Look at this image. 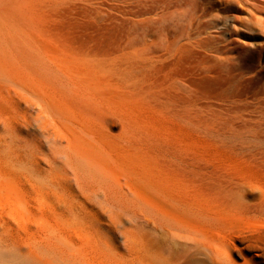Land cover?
<instances>
[{
    "label": "bare ground",
    "instance_id": "6f19581e",
    "mask_svg": "<svg viewBox=\"0 0 264 264\" xmlns=\"http://www.w3.org/2000/svg\"><path fill=\"white\" fill-rule=\"evenodd\" d=\"M214 3L264 14L258 0ZM199 8L184 0L170 13L187 36ZM17 20L0 12V251L19 264H264V135L231 137L222 167L193 148L155 159L120 145L111 128L133 99L116 72L48 52ZM125 115L122 133L138 124Z\"/></svg>",
    "mask_w": 264,
    "mask_h": 264
},
{
    "label": "rangeland",
    "instance_id": "374dc122",
    "mask_svg": "<svg viewBox=\"0 0 264 264\" xmlns=\"http://www.w3.org/2000/svg\"><path fill=\"white\" fill-rule=\"evenodd\" d=\"M2 1L1 14L18 19L21 37L116 72V84L133 99L130 106L118 105L111 128L120 145L130 138L155 159L193 148L202 156L198 163L222 167L231 161V137L264 135L263 13L233 6L228 14L215 0H198L206 18L187 36L188 23L170 15L184 0ZM231 12L238 21L225 22ZM226 24H234L236 33ZM156 55L162 57L153 64L143 60ZM124 113L138 124L122 133ZM0 264L19 263L0 251Z\"/></svg>",
    "mask_w": 264,
    "mask_h": 264
}]
</instances>
